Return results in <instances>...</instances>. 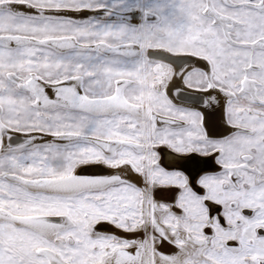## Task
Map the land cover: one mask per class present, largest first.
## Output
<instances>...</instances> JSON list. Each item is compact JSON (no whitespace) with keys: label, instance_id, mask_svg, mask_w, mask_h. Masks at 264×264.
Here are the masks:
<instances>
[{"label":"snow or ice","instance_id":"6c2138e0","mask_svg":"<svg viewBox=\"0 0 264 264\" xmlns=\"http://www.w3.org/2000/svg\"><path fill=\"white\" fill-rule=\"evenodd\" d=\"M0 264H264V0H0Z\"/></svg>","mask_w":264,"mask_h":264},{"label":"bare ground","instance_id":"6f19581e","mask_svg":"<svg viewBox=\"0 0 264 264\" xmlns=\"http://www.w3.org/2000/svg\"><path fill=\"white\" fill-rule=\"evenodd\" d=\"M139 15L140 14L138 12L131 14V21L130 22L133 24H139L140 23ZM113 19H115V17H113ZM150 51H156V50H150ZM159 55L166 57V58L173 56V54L162 52V51L159 52ZM195 60H196V58H190L189 64L185 66L187 71H191V69L193 67H202L203 66L202 62L192 63V61H195ZM177 86L182 88V89L184 88V85L180 81H177ZM186 92L190 97V101H189L188 106L194 110H198V111L202 112V114L204 116V123L207 127L209 135L219 137V136H222L223 134H225L224 129L219 124V121H220V118H221L222 112H223V107L225 105V100H224L223 95L222 94L217 95V93L215 91L212 92V95L217 96L218 103L212 106L211 112H208V110L206 111V108H204L202 105H200L197 102L199 100L201 93H199L195 89H186ZM46 94L49 95V97L51 99H55V93H54V89L52 87L46 88ZM24 139H25V135L23 133H14V134H12L11 143L13 146H16L19 143H22ZM45 139L51 140L52 138L50 136H48ZM40 142H42V141H37V143H40ZM157 151L161 155V166L162 167H166L167 165L174 163L175 158L177 156L190 155L192 157V159L187 162L185 167L187 168V171L189 173H191L194 177L198 178L200 175H203L206 173H215V172L220 171V166L215 163L214 156L205 157V156H201L199 153H191V154L174 153L171 149H169L165 146H161L159 149H157ZM81 169H83L82 174L88 175V176L111 175V174H114V172H115V170L107 168L104 165L81 166V168L77 169L78 173L81 172ZM169 170H171V169H169ZM200 192L202 194L203 189H200ZM154 198L158 202H171L174 198V194L171 191L158 189L157 191L154 192ZM173 211L179 213L180 210L179 209H173ZM221 211H222V209H221ZM216 214L217 213L213 212V215H216ZM96 231H99L103 234H113V235H116L120 238H123V236H124L123 235L124 233L122 234L121 231H120L121 233L118 232L117 228H115L113 225H111L107 222H100L99 225H97V227H96ZM136 233H138V232H136ZM206 234L210 235L211 231L206 230ZM128 238L131 240H135L136 236L134 239L127 236L126 239H128ZM229 243L234 244L235 242H229ZM157 249L159 252L164 253V254H169V253H172L175 251V249L173 247L169 246L167 244V242H164L163 244L158 245Z\"/></svg>","mask_w":264,"mask_h":264},{"label":"rangeland","instance_id":"374dc122","mask_svg":"<svg viewBox=\"0 0 264 264\" xmlns=\"http://www.w3.org/2000/svg\"><path fill=\"white\" fill-rule=\"evenodd\" d=\"M208 110V112H211L212 111V108H206V111ZM217 129V128H216ZM118 230V232H122V234L124 235L123 236V238L124 239H126L127 238V236H129L130 238H132V239H134L135 238V236H136V238H135V240H139L140 238L142 239L143 238V230H140V232L138 231V233H136V232H134V233H127V232H124L123 230H121V229H117ZM120 232V233H121ZM143 234V235H142ZM127 235V236H126ZM131 235V236H130ZM126 236V237H125ZM141 236V237H140ZM140 237V238H139ZM129 239V238H128ZM231 244V243H230ZM133 253H134V249L132 250V249H130Z\"/></svg>","mask_w":264,"mask_h":264}]
</instances>
